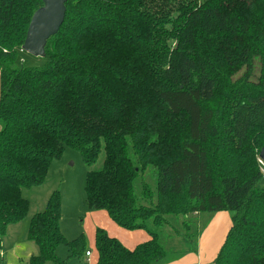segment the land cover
<instances>
[{"label":"trees","instance_id":"1","mask_svg":"<svg viewBox=\"0 0 264 264\" xmlns=\"http://www.w3.org/2000/svg\"><path fill=\"white\" fill-rule=\"evenodd\" d=\"M42 6L0 0V247L28 213L22 189L69 148L86 168L85 205L150 237L129 250L97 228V264H159L169 217L205 212L231 213L212 264H264V0H67L43 64L25 65ZM60 219L54 192L30 220L27 264H68L60 246L83 258L84 238L66 240Z\"/></svg>","mask_w":264,"mask_h":264},{"label":"rangeland","instance_id":"2","mask_svg":"<svg viewBox=\"0 0 264 264\" xmlns=\"http://www.w3.org/2000/svg\"><path fill=\"white\" fill-rule=\"evenodd\" d=\"M20 58L25 65L43 64L40 58H35L25 52H21ZM1 128L2 123L0 122ZM102 162L103 156L100 157L93 168H101ZM85 175L86 168L80 153L66 148L61 159L51 163L42 185L22 189V196L28 201V213L20 222L10 224L7 227L0 247V264H27L30 255L37 254V246L27 239L28 226L31 218L36 213L44 210L48 198L54 192H58L61 198L59 226L63 237L70 241L82 236L85 240L86 250L94 252L93 237L95 230L97 228L105 229L103 225H105L106 220L108 221V217L105 216L104 212L98 213V211L90 210L85 205ZM156 177L157 173L153 169H148L142 176L153 188L155 187ZM103 216H105V219ZM215 216H218L216 221L214 220ZM223 216L231 219L230 212H205L198 215H189L186 221H189L190 224L184 225L182 217H169V226L160 230L161 243L167 255L164 261L159 264L178 262L186 256V259L178 264H189L191 256L197 257L201 247L211 240L215 228H222ZM225 231L223 227L216 246L221 245L219 241L222 240ZM216 232H219L218 229ZM56 253L60 259L67 260L68 264H78V260L68 259V251L64 246L58 247ZM94 256L97 258V253L94 252ZM80 261L84 264L83 262L86 260L82 259Z\"/></svg>","mask_w":264,"mask_h":264},{"label":"water","instance_id":"3","mask_svg":"<svg viewBox=\"0 0 264 264\" xmlns=\"http://www.w3.org/2000/svg\"><path fill=\"white\" fill-rule=\"evenodd\" d=\"M67 0H42L43 6L31 17L21 50L35 58L44 57V48L49 38L55 36L65 18ZM264 163V147L259 152Z\"/></svg>","mask_w":264,"mask_h":264},{"label":"crops","instance_id":"4","mask_svg":"<svg viewBox=\"0 0 264 264\" xmlns=\"http://www.w3.org/2000/svg\"><path fill=\"white\" fill-rule=\"evenodd\" d=\"M100 212H103V211H98V213H100ZM104 213L106 216L107 215L106 212H104ZM219 213H225V212H219ZM105 216H103L104 219H105ZM107 217H108V215H107ZM217 217L218 216H215V218H214L215 221H216ZM223 217L224 218H222L223 219L222 228L221 227L215 228V230L213 231V236H212L211 240L207 241V244L204 245L203 247H201L200 252L198 253L197 257L191 256V260H190L189 264H194V263H196V264H212L213 260L215 259L216 255L219 251V248L221 247V245L224 241V238H225L229 228L231 227V219H228L225 216H223ZM107 219H108V221L106 220L105 225H103V228H105L104 230L107 232V234L110 237L116 238L118 241H120L122 243V245L125 248H127L129 250L134 249L139 244H142V243H144L150 239L149 235L144 230L127 231V230H124V229L120 228L119 226H117L114 222H112V220L109 217ZM220 225H221V223H220ZM223 227L225 228L226 231L224 233V236L222 237V240L220 239V241H219L220 242L219 244H221V245L216 246V244L219 240V235L222 234ZM217 229L219 232H216ZM93 241H94V237H93ZM87 251L90 252V257H86L84 255L82 259H85L86 261L83 263L84 264L90 263L92 261V263H90V264H97V258L95 256H94L95 258L93 257L94 252L96 254L95 245H94V252L89 251V250H87ZM67 256H68V253H67ZM186 257H184V259H186ZM184 259H182L178 262L174 261V262H171L168 264L182 263L184 261ZM77 262H78V264H82V262L80 260H78Z\"/></svg>","mask_w":264,"mask_h":264},{"label":"built area","instance_id":"5","mask_svg":"<svg viewBox=\"0 0 264 264\" xmlns=\"http://www.w3.org/2000/svg\"><path fill=\"white\" fill-rule=\"evenodd\" d=\"M258 162H259V166H260V171H261V173H262V177H263V180H264V163L263 162H261L260 160H258ZM85 256L86 257H90V252H85Z\"/></svg>","mask_w":264,"mask_h":264}]
</instances>
